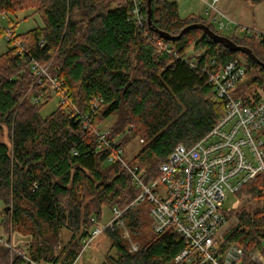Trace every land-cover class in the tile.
Instances as JSON below:
<instances>
[{
  "label": "trees",
  "instance_id": "obj_1",
  "mask_svg": "<svg viewBox=\"0 0 264 264\" xmlns=\"http://www.w3.org/2000/svg\"><path fill=\"white\" fill-rule=\"evenodd\" d=\"M142 6L146 20L140 24L131 16L129 0H0V13L10 16L31 9L42 16V27L16 37L25 38L34 57L50 65L52 75L65 80L70 100L81 110L89 111L92 99H102L95 124L120 116L108 130L110 139L123 146L126 135H140L144 141L130 165L137 166L142 181L150 184L178 144L196 143L225 110V102L215 99L207 75L184 58L188 49L204 50L199 65L211 59L216 66L235 58L244 61L247 78L234 90V96L249 103L264 97V67L248 54L231 50L202 29L176 36L188 25L203 23L235 44L249 47L263 63L264 41L222 34L201 15L182 18L175 1L152 0V25L175 37L168 40L148 25L147 0H142ZM4 36L5 28L0 25V38ZM158 40L170 44L171 49L159 51ZM8 45L0 55V134L5 129L8 132V142L0 141V200L6 216L12 213V228H45L52 235L64 228L71 231L69 242L74 247L64 263L73 264L86 229L93 227L90 217L99 218L104 207L125 208L141 189L123 163L109 161V151L96 148L94 134L72 118L68 105L59 104L54 112L43 115L38 107L43 104L23 97L28 86L31 96L38 95L41 87L35 84L28 61L17 55L11 41ZM262 180L258 176L236 194L249 195L261 206L252 211L242 209L238 221L224 235L226 243L243 246L241 264H255L248 254L254 247L264 260ZM151 208L145 200L124 211L136 251L119 229H105L117 255L107 256L111 264H174V257L185 247L183 237L173 228L155 235ZM41 249L37 248L32 258L50 260L44 255L47 248ZM17 258L14 264H23V257ZM7 261L8 253L0 246V264ZM47 262L58 264L59 260Z\"/></svg>",
  "mask_w": 264,
  "mask_h": 264
},
{
  "label": "built area",
  "instance_id": "obj_2",
  "mask_svg": "<svg viewBox=\"0 0 264 264\" xmlns=\"http://www.w3.org/2000/svg\"><path fill=\"white\" fill-rule=\"evenodd\" d=\"M129 1L133 20L139 24L145 21L142 0ZM202 1L207 4V13L210 14L211 10L214 12L213 21L224 30L235 26L233 33H244L245 36L264 41V34L238 24L221 13L217 6L220 0ZM0 16L8 18L5 12ZM0 25L3 27L1 22ZM5 36L11 41L17 55L28 61L35 75V84L41 87L40 93L31 96L30 100L40 103L48 93L57 95L60 104L68 105L72 118L94 134L96 148L109 151V161L118 159L123 163L141 189V193L125 208L114 206L111 209L109 222L102 223L100 217H90L93 227L86 229L84 248L107 228L119 229L122 236H129L124 211L148 200L152 204L150 217L153 233L162 235L173 228L183 237L185 247L174 257V264H241L243 246L224 240L226 232L235 224L224 209L227 192L236 195L241 187L261 176L260 190L264 195V97L249 103L233 94L246 77L244 61L235 58L216 66L214 59H211L199 65L204 50H193L192 55L187 50L184 58L192 67L200 68L207 75L215 99L225 102V110L210 131L196 143L191 146L178 144L160 165L157 180L145 184L137 172V166L130 165L124 156L123 146L118 145L116 139L109 138L108 130L95 124L94 116L102 99H92L89 111L81 110L70 100L65 80L52 75L50 65H43L34 57L26 40L16 37L13 26L5 28ZM157 42L159 51L171 49L170 44ZM143 141L141 139V143ZM2 242L23 257V264H42L22 254L12 240ZM248 254L255 264H264L258 247L250 249Z\"/></svg>",
  "mask_w": 264,
  "mask_h": 264
},
{
  "label": "rangeland",
  "instance_id": "obj_3",
  "mask_svg": "<svg viewBox=\"0 0 264 264\" xmlns=\"http://www.w3.org/2000/svg\"><path fill=\"white\" fill-rule=\"evenodd\" d=\"M172 1L177 2L179 6V14L182 18L189 16L190 13H197V15L204 14V12H207L208 9L207 4H204L202 0ZM217 6L221 12L225 13L234 22L246 27H250L264 34V0L258 4H254L245 0H221ZM31 13L32 10L30 9L19 11L16 14H10V16H8L6 19L1 18L0 16V22L5 28H10L11 26L15 25L16 34H23L33 28L43 26L42 16L39 13ZM213 15L214 12L211 10L210 14L208 13L207 16L204 14L202 17L204 19L207 17L206 21L208 23H213V27L216 31L226 35L233 33L235 26H230L229 30H224L217 22L213 21ZM236 36L243 37L245 34L237 32ZM8 49L9 45L6 36L1 37L0 55L6 52ZM192 53L193 49H188V54L192 55ZM20 72L23 73L25 71L22 70ZM31 94L32 88L31 86H28L23 97L26 98V100L29 99L30 101ZM59 100L60 98L57 95L48 93L43 101L40 102V104H43V106H38L39 110L43 115H48L57 109L58 105L60 104ZM119 117L120 116L118 114L108 117L107 119L103 120L100 127L106 131L109 130L112 126H114V124L116 125ZM122 137L123 136L121 135V138ZM118 138H120V136H118ZM0 141L8 142V132L6 129L0 134ZM123 142L124 156L130 162V160H133L137 156L142 146L141 137L140 135L132 132L129 135H126V138ZM261 204L262 203L258 202L257 200H252L249 195L244 194L238 197L237 195L227 192V198L224 202V209L228 212L229 219L233 222L235 221L234 223H236L238 221L237 213H239L242 209H245L246 211H252V209L261 206ZM232 211L233 214H229V212ZM11 215L12 213L10 211L6 216L5 205L0 200V239H2V241L12 240L14 246L20 248V252L29 257H32L33 253L35 254L37 248H47L44 255H47L50 260H45L43 257H40L41 259L38 260H41L42 264L47 263V261H55V259H57V261L59 260L58 264H65V255L71 248L74 247V244L69 242L72 236L71 231L64 228L59 232L58 235H52L45 228L41 229V231L36 229V227H30L28 230L18 226L12 228ZM99 216L101 220L100 222H109V219L112 217V211L111 209L104 207L100 210ZM147 231L150 236L153 235L151 230ZM128 232H130V229H128ZM122 237L129 242L131 250L136 251L137 246L135 241L132 239L131 232L129 233V236ZM2 241L0 240V246L3 247L8 253L7 264H14L16 261L18 263V254L6 247ZM84 244V241H82L81 245L83 247L80 249L79 256L73 264H111V258L107 256L109 255L112 258L117 257L115 249H111V240L107 236L106 232L96 236L95 239L85 248ZM134 246L136 249H134Z\"/></svg>",
  "mask_w": 264,
  "mask_h": 264
},
{
  "label": "water",
  "instance_id": "obj_4",
  "mask_svg": "<svg viewBox=\"0 0 264 264\" xmlns=\"http://www.w3.org/2000/svg\"><path fill=\"white\" fill-rule=\"evenodd\" d=\"M147 7H148L147 8L148 25L151 28H153L156 32H158L161 37L166 38L168 40L175 39L174 36L153 27L152 25V0H147ZM191 29H202L203 31L208 33L210 37H212V39H214L215 41L222 43L224 46L230 48L231 50H238V51H242L248 54L253 60H255L257 63H259L260 65L264 67V63L256 57V55L252 52V50L249 47L237 45L228 37L214 33V31H212L209 28V26H207L206 24L194 23V24L188 25L184 27L176 37L180 38L184 33H186L188 30H191Z\"/></svg>",
  "mask_w": 264,
  "mask_h": 264
},
{
  "label": "crops",
  "instance_id": "obj_5",
  "mask_svg": "<svg viewBox=\"0 0 264 264\" xmlns=\"http://www.w3.org/2000/svg\"><path fill=\"white\" fill-rule=\"evenodd\" d=\"M221 1V0H220ZM245 1H247V0H245ZM249 2H251V1H249ZM251 3H254V2H251ZM205 4V3H204ZM254 4H258V3H254ZM244 7H246V6H244ZM221 13H223V12H221ZM190 14H196L197 15V13H190ZM204 14H205V16H207L208 15V13L207 12H204ZM204 14H198V15H201V16H203ZM225 16H227L225 13H223ZM204 16V17H205ZM228 17V16H227ZM206 19H207V17H206Z\"/></svg>",
  "mask_w": 264,
  "mask_h": 264
}]
</instances>
